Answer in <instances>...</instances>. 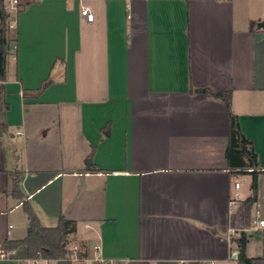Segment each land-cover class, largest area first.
I'll use <instances>...</instances> for the list:
<instances>
[{"label": "crops", "instance_id": "obj_1", "mask_svg": "<svg viewBox=\"0 0 264 264\" xmlns=\"http://www.w3.org/2000/svg\"><path fill=\"white\" fill-rule=\"evenodd\" d=\"M23 1L3 81V248L27 235V200L43 226L73 220L72 245L90 252L101 242L107 258L239 264L236 239L250 225L244 202L231 210L230 197L240 174L252 177L227 155V105L197 89L232 92L262 171L251 218L264 216L263 2ZM15 171L21 199L12 194ZM251 194L250 183L244 199ZM246 233L252 264H264V231ZM0 264H31L27 246L6 249Z\"/></svg>", "mask_w": 264, "mask_h": 264}, {"label": "trees", "instance_id": "obj_2", "mask_svg": "<svg viewBox=\"0 0 264 264\" xmlns=\"http://www.w3.org/2000/svg\"><path fill=\"white\" fill-rule=\"evenodd\" d=\"M23 3L24 1L22 2V6ZM11 28L13 27L10 26V14L4 9L3 1L0 0V127L2 130L7 129L5 114L8 108V103L5 101L6 91L3 81L6 78L7 56L11 49L10 42L11 40H16L15 37H11L9 35ZM14 28H16V26ZM48 84L49 81H46L42 87L36 91V93L41 92L42 89H44ZM197 90L209 96L220 98L225 102L229 109L231 134L227 155L231 162L234 165L242 167H255L258 164V155L254 149L252 140L248 138L241 130L237 114H235L231 109L232 92L230 90L217 91L212 88H201ZM85 163L87 168H93L95 166L93 161V151L87 156ZM235 172L248 173L252 177V194L249 198L244 200V220L246 226H248L250 225L252 219V207L257 200L258 178L262 171L259 169H240ZM21 174V171L13 172L12 194L14 197L19 199L24 197V193L20 188ZM23 208L30 219L28 233L23 239L7 240L6 249L11 250L19 247L20 245H26L30 257L37 256L39 252H41L43 257L57 260V264H72L73 262L69 260V243L71 241L70 235L76 229L75 222L65 218L64 216H61L57 225L43 226L31 204L27 200L23 201ZM236 242L239 247L238 263L252 264L253 258L249 257L246 252L247 233L245 230L241 232V235L236 239Z\"/></svg>", "mask_w": 264, "mask_h": 264}, {"label": "built area", "instance_id": "obj_3", "mask_svg": "<svg viewBox=\"0 0 264 264\" xmlns=\"http://www.w3.org/2000/svg\"><path fill=\"white\" fill-rule=\"evenodd\" d=\"M4 9L10 14V26H16L17 16L22 8L23 0H2ZM82 14L88 21L94 20V13L89 7H83L81 10ZM242 182L238 179L234 183V193L230 197V209L233 210L236 206L242 205L244 198L241 197L240 189ZM245 231H264V216L257 213L251 219L249 227L243 228ZM6 249L0 244V256L4 257ZM69 260L72 262H79L82 264H132V260L129 258H107L102 253L101 242H94L91 244V251L88 252L86 248L80 244H73L70 247ZM40 260L50 261L51 258H45L39 252L38 256L30 259L31 264H38Z\"/></svg>", "mask_w": 264, "mask_h": 264}, {"label": "rangeland", "instance_id": "obj_4", "mask_svg": "<svg viewBox=\"0 0 264 264\" xmlns=\"http://www.w3.org/2000/svg\"><path fill=\"white\" fill-rule=\"evenodd\" d=\"M256 1H258V0H256ZM260 1V0H259ZM262 2H263V5H264V0H261ZM264 20V19H263ZM246 170H252V169H256V166L254 167V166H248V167H246L245 168ZM247 175V174H246ZM245 174H240L239 176H238V179L242 182V185H243V188H242V190H240V193H241V197L242 198H245L246 197V194L250 191V177H249V175H247L246 176ZM251 236H254L253 234H251ZM74 244V243H73ZM72 245V243L70 242V244H69V248H70V246ZM38 256V255H37ZM37 256H33V257H30L29 256V258L30 259H32V258H35V257H37ZM51 264H56L55 262H51ZM74 264H77V263H74Z\"/></svg>", "mask_w": 264, "mask_h": 264}, {"label": "water", "instance_id": "obj_5", "mask_svg": "<svg viewBox=\"0 0 264 264\" xmlns=\"http://www.w3.org/2000/svg\"><path fill=\"white\" fill-rule=\"evenodd\" d=\"M257 25H258L259 27L264 28V20H260V21H258ZM235 256L237 257V254H236Z\"/></svg>", "mask_w": 264, "mask_h": 264}]
</instances>
